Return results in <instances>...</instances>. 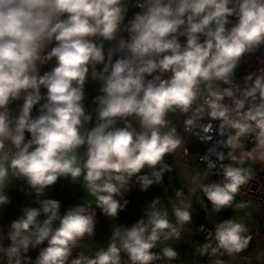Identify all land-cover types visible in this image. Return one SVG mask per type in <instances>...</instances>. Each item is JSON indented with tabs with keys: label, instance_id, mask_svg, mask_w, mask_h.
Instances as JSON below:
<instances>
[{
	"label": "clouds",
	"instance_id": "1",
	"mask_svg": "<svg viewBox=\"0 0 264 264\" xmlns=\"http://www.w3.org/2000/svg\"><path fill=\"white\" fill-rule=\"evenodd\" d=\"M130 3L141 11L125 24ZM121 32L126 39L118 37ZM96 37L118 43L106 56ZM261 46L264 0H0V205L9 203L3 191L10 172L23 177L37 196L60 177L76 181L83 176L95 207L104 216L118 217L129 201L121 204L115 197L129 190L132 177L147 191L172 170L166 157L182 147L183 138L169 128L167 117L179 110L186 114V130L200 121L208 132L218 122L223 138L225 151L219 167L213 165L220 178L205 182L212 169L192 178L193 191L206 198L207 214L248 207L236 198L253 176L246 164L264 163V66L240 82L236 77L245 56ZM53 58L55 66L41 75L39 65ZM90 67L103 95L95 98L97 118L89 129L91 116L82 100ZM21 96L23 104L13 116L10 102ZM226 98L230 103H224ZM129 118L138 122L139 131ZM146 168L153 178L142 174ZM159 204V198L152 200L147 221L116 227L106 249L73 259L85 236H94L96 210L91 204L75 206L61 216L60 202L45 199L42 209L25 208L12 220L10 244L0 243V264H30L29 246L44 242L35 264H121L122 252L130 264L178 260L172 245L153 249L162 241L180 242L193 223L192 203L178 189L170 201L172 218ZM198 230L206 231L204 225ZM208 236L211 242L197 249L201 257L218 252L236 257L253 240L248 225L233 218L216 223ZM256 259L258 264L264 260V251Z\"/></svg>",
	"mask_w": 264,
	"mask_h": 264
},
{
	"label": "crops",
	"instance_id": "2",
	"mask_svg": "<svg viewBox=\"0 0 264 264\" xmlns=\"http://www.w3.org/2000/svg\"><path fill=\"white\" fill-rule=\"evenodd\" d=\"M141 11V9L133 7L132 3L129 4V11L127 16H133L136 12ZM125 18V19H126ZM127 38L124 32L118 34ZM181 42H186L185 38H180ZM94 42L97 44L102 43L104 46L105 55L110 49L116 47L118 41H104L102 38H93ZM54 46L50 45L49 47ZM116 56H113V60ZM55 66V58L48 61L46 64L39 65L40 74L42 75L45 71H50ZM102 65H97V70H100ZM92 69L90 67L89 74L86 77L84 85V99L82 104L85 108V113L91 116V121L85 125L86 128H91L95 126L97 118V105L92 100V94L96 96H101L103 93L100 91L102 87V82L92 78ZM169 75V74H165ZM42 95L46 94V89H41ZM44 101L42 100V103ZM23 104V96L19 100L11 101L9 105L10 112L13 116L18 115L19 110ZM39 105L34 107L32 116L35 118L39 112ZM167 119L170 121L169 128H176L177 133L180 135L182 127L184 125V117L181 116L177 111L175 113L170 112ZM134 128L139 131V124L137 121L132 120ZM118 127H123L124 122L118 121ZM26 138H30V134H26ZM250 146V145H249ZM11 148L10 144H6V149ZM189 156L186 158L183 146L177 150L173 155L166 157V163L171 166V171H166L163 175V180L161 183H153L147 191L141 190V184L137 177H132L127 184L128 191L122 192L121 196L115 197L121 204L124 200H128L129 204L125 207L124 211L118 213V217L111 218L101 214V210L92 206L96 210V225L93 237L85 236V238L80 242V246L73 250L72 258H76L79 255H87L89 257L94 256L95 253L101 249H106L108 243L111 240L112 232L116 227L130 228L138 219L142 218L147 221V215L145 210L149 208L153 199L159 198L160 204L157 205L158 208L165 207L169 209V216H171V204L170 201H174L175 192L178 189H183L185 192V197L192 203L193 206V223L188 226L181 236L180 242L168 241L160 242L154 252H160L166 245H172L175 247L176 251L179 253V259L175 261L168 262L166 260L154 261L152 264H216L217 261H222L223 264H258L257 254L264 251V228H261V219L263 208L259 203L250 202L248 207L241 209L239 211H233V209H227L220 214L215 216L211 215L207 218V224L210 227H214L216 223L228 218H233L237 220H242L248 225L250 232L253 235V240L250 243L248 249L239 254L236 259L229 260L222 256L220 252L216 255H206L199 256L197 253L198 245L194 242V236L198 226L202 223L205 215V206L207 204L206 198H203V193L199 191H193L196 187L192 183V178L196 174L201 176L208 171V169L201 163L198 162V155L202 151V147L196 145L195 143H190L188 145ZM226 160L224 163H228ZM247 167L255 170H262L264 168V163L249 161L246 164ZM152 170L144 169L142 174H147L149 178H153ZM203 178V177H201ZM216 180L215 171H210L207 181L211 182ZM7 193L6 196L9 198V203L0 205V243L4 247L10 244V240L7 239V234L11 231L12 220L18 219L23 215V210L25 208H37L42 209V201L45 199H55L60 202V205L67 208L75 207L78 198L82 193V189H78L75 186L68 184L65 181L57 180L54 187H49L44 190L43 195L37 196L34 189H32L27 181L23 178L13 177L11 172L9 173V181L7 182ZM62 190V191H61ZM237 201H241L239 195L237 196ZM205 200V201H204ZM39 221L46 219V216L41 213L37 218ZM57 221L53 222V225ZM47 246V242L37 246L35 249L29 246L28 256L31 258L30 264H35V258L38 256L39 251ZM121 264H130L128 256L126 253H121ZM259 264H264V260H261Z\"/></svg>",
	"mask_w": 264,
	"mask_h": 264
},
{
	"label": "built area",
	"instance_id": "3",
	"mask_svg": "<svg viewBox=\"0 0 264 264\" xmlns=\"http://www.w3.org/2000/svg\"><path fill=\"white\" fill-rule=\"evenodd\" d=\"M133 16H128L125 19V24L132 19ZM124 34L127 37V33L124 32ZM117 58V57H116ZM115 58V59H116ZM113 60V62L115 61ZM264 66V46H261L257 51L247 54L244 58V60L241 63V66L237 70V81L240 82V78L244 75L248 74L251 71L257 70L259 67ZM96 95L92 94V100L98 107V101H96ZM42 103V101H41ZM224 103L228 104L230 103L229 99H225ZM177 112L186 119V114L181 113L179 110ZM201 122L198 121L196 125H193L190 129L186 130L185 124L182 127V131L180 133V136L183 138V149H187V153H185L186 158L189 156V149L188 145L190 143H195L198 146H201L203 149L198 155V162L203 164L208 170L212 169V171H215L216 169H213V165H216V168L219 167L218 157L221 152L225 151L224 145L222 143V136L219 134V128H218V122H213L212 129L208 132L203 131V128L200 127ZM226 161V160H225ZM224 161V162H225ZM220 177L216 175V180H218ZM55 185V184H54ZM48 186L49 187H54ZM46 188V189H47ZM45 189V190H46ZM8 190V187L6 185L3 194L6 195ZM62 191V190H61ZM239 198L241 201L246 202L247 204L250 202H256L259 203L263 208L262 213V219H261V228H264V168L260 171L255 170L253 171V176L249 183L242 188ZM66 209L63 206H60V215L63 216L66 213ZM205 215L202 223L200 225H204L206 231L200 232L197 228L195 236H194V242L196 245H200L204 242H211V237L208 236V233L213 230L212 227H210L207 224V218L211 215L215 216L216 214H207L209 212V208L206 204L205 206ZM59 221L57 220L56 224L53 225V227H58ZM222 254V253H221ZM225 258L229 260L236 259V257L229 258L227 255L222 254Z\"/></svg>",
	"mask_w": 264,
	"mask_h": 264
},
{
	"label": "water",
	"instance_id": "4",
	"mask_svg": "<svg viewBox=\"0 0 264 264\" xmlns=\"http://www.w3.org/2000/svg\"><path fill=\"white\" fill-rule=\"evenodd\" d=\"M86 151V146H82L80 149L81 157H83V153ZM58 180H62L67 182L68 184L77 187L78 189H82V193L76 202V206H96V199L95 197L91 196L87 189L83 187V176H81L78 180L74 181L70 176L67 177H60Z\"/></svg>",
	"mask_w": 264,
	"mask_h": 264
}]
</instances>
